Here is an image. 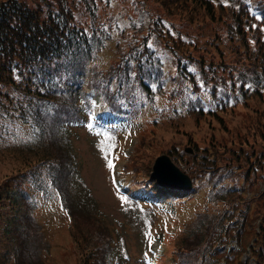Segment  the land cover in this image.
Listing matches in <instances>:
<instances>
[{"label": "trees", "instance_id": "trees-1", "mask_svg": "<svg viewBox=\"0 0 264 264\" xmlns=\"http://www.w3.org/2000/svg\"><path fill=\"white\" fill-rule=\"evenodd\" d=\"M108 46L113 62L94 64ZM222 47L235 54L231 63ZM169 55L172 69L163 61ZM87 84L111 115L129 116L145 105L159 114L155 99L165 93L175 102L168 130L184 146L173 141L164 153L191 177L193 189L181 196L159 188L148 169V191L179 207L203 192L192 223L166 235L160 263L264 264V116L236 127L243 134L237 141L183 129L186 119L194 126L208 120L228 134L222 114L254 99L264 106V0H0V164L8 165L0 171L14 165L0 179V264H32L39 256L31 246L36 216L67 220L72 264H125L115 257L110 228L75 197L81 179L73 130L108 140L109 151L118 141L91 121ZM143 138L130 156L131 173L140 171L142 148L152 146ZM240 182L248 198L237 190ZM145 213L148 241L157 216ZM234 242L239 250H228ZM119 249L127 254L124 240ZM146 251L147 243L139 264H146Z\"/></svg>", "mask_w": 264, "mask_h": 264}, {"label": "rangeland", "instance_id": "rangeland-1", "mask_svg": "<svg viewBox=\"0 0 264 264\" xmlns=\"http://www.w3.org/2000/svg\"><path fill=\"white\" fill-rule=\"evenodd\" d=\"M155 7L156 5L154 8ZM157 13L160 12L157 11ZM113 50V48L108 46L105 51H102L99 54L97 62L94 64H104L106 66L113 62ZM220 50H222L225 56L228 58L235 57V55H233V53H229L230 51H227L226 48L222 47ZM165 60L169 61V57L167 56ZM165 60L163 61L166 63ZM94 64H90L93 69ZM166 71L168 72L169 70L166 69ZM172 82L173 84L169 82L166 85L167 91L174 89L175 84L174 81ZM167 96L168 95L165 93L164 95L156 97L155 99V112L159 114L152 113L151 111L147 114L140 113L141 110H144V107L136 112H133L132 114V120H134L135 124L136 136H131L134 139L133 142H130L129 140V146H126L125 148L121 147L118 153L120 154L123 149H127L129 152H131V154L134 155L136 153V151H133L135 142L138 143L139 141L140 144L142 134L144 136L143 144H152V146L150 145V147H147L148 149L141 147L142 155L137 162L140 171L133 169V174L130 173L128 175V172L125 170L126 164L128 167L129 163L132 165V163L129 162L131 157L128 160L120 159L118 154L116 155L115 159H113V150L109 151L111 143L108 140H94L93 138L86 136V130L84 127L73 130L71 153L74 155V161L76 160V163L78 164V170L80 173L79 178L81 179L79 181L76 179L74 182L76 184V186H74L75 197L77 200H80L78 203L81 207L85 208L83 211L87 215H96L99 218V221H104V223L110 228L113 235L114 246L116 247L115 257L125 264H139L142 261L139 255L141 250L142 252L145 251V245L147 243V213H145V210L150 209L148 207L141 206L136 201L128 200L125 196V198L121 197L116 191L117 184H121V181H123L124 184H127L128 178L131 180V175L132 178H136V181H146V177L149 174L146 171L148 169L151 171L155 159L164 155V152L166 149H168L173 141H176V144L180 150L183 149L184 146L181 136L179 134H173L168 130L166 115H170L172 113L171 110L174 107L175 102L169 101ZM186 96L188 97V95ZM260 115L264 116L263 103L259 102V99H254L250 101L249 105L245 107L240 105L233 111L221 115L224 120V127L227 129L226 133L228 134H224L222 132L223 126H219L215 122L210 125L208 120H202L198 125L195 124L194 126L192 125V121L190 119H186L184 122L189 127H184L183 129L189 134L193 133L198 136L207 137L208 133H212L216 137L223 140V142L225 140L237 141L242 138L243 134H239L236 127H245L248 122L253 121L255 118H259ZM152 120L157 122L156 128L151 127L152 123L150 122ZM14 129H17V127H14ZM153 130L155 132L152 134ZM124 138V141H128L126 134ZM195 139L200 140L199 137ZM254 151L259 152L260 149H255ZM112 159L116 161H114V163H116L115 167L112 164ZM1 166L8 165L6 163H2L0 164V167ZM9 166L10 167H6V169H3V167V171H0L1 180L6 174L12 172L11 168H13L14 165H11V161H9ZM115 169L119 173L120 171L123 172L122 179L111 178L112 171ZM116 171L115 174L117 173ZM137 187L140 190L142 186L138 184ZM132 193H134V191ZM198 195L201 196V192H198ZM195 196V198L190 200V203H187L181 207L178 206V209L182 211V215L177 216L178 220L174 219L172 221L173 217L169 216L162 217V220L165 218L162 228L160 219L156 217L157 222L150 230V232L156 228L159 230L154 235V242L156 240H162L163 233L167 231L168 225L169 230L173 232L175 231L176 225L178 229V227L182 225H185L186 227L192 223L194 216L192 217L191 214L193 213L196 204H199V197H197V195ZM137 200L149 201V199L143 197L138 198ZM84 201L88 207L84 206ZM163 202L164 203H161L160 205L162 207L161 209L165 211L172 209L173 206L169 200L165 199ZM52 211L56 212V206L52 209ZM35 219L38 225L31 237V246L37 250L39 256L35 259H32V264H72L74 259L71 257L70 253L71 242L68 234L69 228L67 220H65L63 216H36ZM83 222L84 221H80L79 223L82 224ZM71 224H73V221H71ZM122 240H124L126 247V255L125 252H122L119 249L120 241ZM146 253L149 255L150 259L152 253L150 252L149 254L148 250ZM128 256L129 260L126 261L125 259ZM10 264H12V262Z\"/></svg>", "mask_w": 264, "mask_h": 264}, {"label": "water", "instance_id": "water-1", "mask_svg": "<svg viewBox=\"0 0 264 264\" xmlns=\"http://www.w3.org/2000/svg\"><path fill=\"white\" fill-rule=\"evenodd\" d=\"M152 177L160 185H171L183 189H188L191 186L189 178L181 173L166 156H160L155 160Z\"/></svg>", "mask_w": 264, "mask_h": 264}, {"label": "snow or ice", "instance_id": "snow-or-ice-1", "mask_svg": "<svg viewBox=\"0 0 264 264\" xmlns=\"http://www.w3.org/2000/svg\"><path fill=\"white\" fill-rule=\"evenodd\" d=\"M111 166V165H110Z\"/></svg>", "mask_w": 264, "mask_h": 264}]
</instances>
